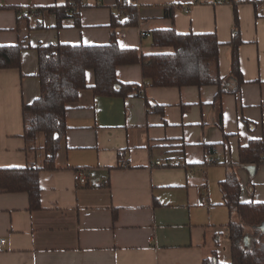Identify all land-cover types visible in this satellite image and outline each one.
I'll return each instance as SVG.
<instances>
[{
  "label": "crops",
  "instance_id": "0c3cea01",
  "mask_svg": "<svg viewBox=\"0 0 264 264\" xmlns=\"http://www.w3.org/2000/svg\"><path fill=\"white\" fill-rule=\"evenodd\" d=\"M234 1L244 81L238 93L216 101V86H144L140 65H129L116 68V79L140 86V96H95L94 72L86 71L87 88L66 111L55 170L39 173L40 209L29 211L25 193L0 192V239L6 241L0 264H202L216 242L218 262L231 263L230 215L219 183L233 172L240 201L264 203V160L257 167L238 162L239 148L250 141L262 140L264 149V0ZM134 4L137 26L115 30L120 48L168 55L171 47L152 45L153 32L215 33L219 73L229 76L230 4ZM65 5L66 0H0V47H23L20 69L0 70V169L43 159L40 152L28 158L23 139L22 107L39 97L36 48L105 46L111 40L116 0H83L78 24L70 16L57 28L49 8ZM169 5L175 7L172 18L165 15ZM227 87L233 90L236 83L230 80ZM146 101L162 112L147 108ZM76 172L85 175V186L74 181ZM243 242L249 246L250 237Z\"/></svg>",
  "mask_w": 264,
  "mask_h": 264
},
{
  "label": "trees",
  "instance_id": "16d2710c",
  "mask_svg": "<svg viewBox=\"0 0 264 264\" xmlns=\"http://www.w3.org/2000/svg\"><path fill=\"white\" fill-rule=\"evenodd\" d=\"M230 4L234 9V29L232 33V57L230 73L222 78L219 73L218 50L220 43L215 33L178 34L174 30L152 33L154 47H171L168 55L144 56L136 49H122L117 44L115 30L119 27H136L138 12L134 3L125 4L116 0L117 13L112 17L111 40L105 46L49 45L36 48L38 58L39 97L30 105L22 107L23 139L27 157H36L40 152V164L28 163L24 168L0 169V192L25 193L28 196L29 211L40 209V187L38 176L41 171L55 170L54 159L64 138L66 111L75 103L79 93L87 88L86 71L94 72L95 82L91 90L95 96L135 97L142 88L124 85L116 79L119 66L140 65L144 86L155 88H182L189 86H216V101L224 94H237L244 84L239 68L238 48L241 45L239 20L234 0H216ZM83 0H66L65 6H54L49 12L57 19V28L62 21L73 16L78 24L79 10ZM174 6L165 7L166 17H173ZM126 15L122 22L120 13ZM257 17V15H256ZM23 47H0V70L20 69ZM236 87L230 90L228 82ZM147 108L154 112L162 109L146 101ZM264 160L262 140H252L238 151L241 166L261 165ZM223 205L229 212L228 223L231 263L264 264V203H242L240 184L233 172L219 183ZM249 236L251 242L245 246L243 240ZM218 243L203 258L202 264H220L217 259Z\"/></svg>",
  "mask_w": 264,
  "mask_h": 264
},
{
  "label": "built area",
  "instance_id": "2783aa9c",
  "mask_svg": "<svg viewBox=\"0 0 264 264\" xmlns=\"http://www.w3.org/2000/svg\"><path fill=\"white\" fill-rule=\"evenodd\" d=\"M196 1V0H194ZM125 4H130V3H134V0H124ZM189 10L188 8H185V12L187 13ZM121 19L125 20L126 19V15L123 14V12L120 13ZM143 37L145 36V34H141ZM211 163H215V161L212 159ZM160 162H155L154 165L155 166H160ZM74 181L79 184L80 186H85L87 184V179L85 177V175L82 172H76L74 174ZM6 241L4 239H0V250L5 246Z\"/></svg>",
  "mask_w": 264,
  "mask_h": 264
},
{
  "label": "water",
  "instance_id": "95a60500",
  "mask_svg": "<svg viewBox=\"0 0 264 264\" xmlns=\"http://www.w3.org/2000/svg\"><path fill=\"white\" fill-rule=\"evenodd\" d=\"M260 229H263L264 230V226H261Z\"/></svg>",
  "mask_w": 264,
  "mask_h": 264
}]
</instances>
